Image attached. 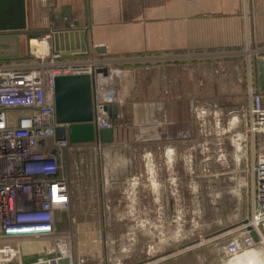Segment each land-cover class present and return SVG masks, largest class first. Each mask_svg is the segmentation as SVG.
Masks as SVG:
<instances>
[{
    "label": "rangeland",
    "instance_id": "obj_1",
    "mask_svg": "<svg viewBox=\"0 0 264 264\" xmlns=\"http://www.w3.org/2000/svg\"><path fill=\"white\" fill-rule=\"evenodd\" d=\"M40 5L48 6L41 0ZM32 6L27 1L28 29L19 34L24 59L30 55L29 34L39 38L52 34L53 39L58 32L45 28L44 23L34 27ZM231 66L218 71L200 68L198 79L207 81L212 93L229 89L237 95H192L193 100L191 95H173L172 100H166L168 104H184L182 119L174 122L180 125L178 128L132 131L113 148L98 149L87 144L71 147L68 155L65 151L62 164L71 195L81 188L100 187L104 173L110 177L108 186L123 187L132 193L130 208L124 214L126 226L87 229L99 233L101 251L110 245L107 264H228L250 250H256L264 261V228L263 238L254 247L245 243L249 231L245 226L258 205L253 167L264 156V133L249 131L250 96L245 93L252 82L251 64L241 57ZM226 72L232 76L224 80ZM171 77L167 72L166 80ZM220 80L225 85L236 82L229 88L220 86ZM160 96L162 100L164 95ZM136 98L150 104L157 102L154 95ZM117 172L128 174V179H121L115 175ZM109 213L112 219H118L116 211ZM78 237H74L72 247L80 246V250L73 251V255L83 258L88 252L85 242L92 241L82 242L86 238ZM232 243L241 246L234 256L227 254Z\"/></svg>",
    "mask_w": 264,
    "mask_h": 264
},
{
    "label": "crops",
    "instance_id": "obj_2",
    "mask_svg": "<svg viewBox=\"0 0 264 264\" xmlns=\"http://www.w3.org/2000/svg\"><path fill=\"white\" fill-rule=\"evenodd\" d=\"M27 1L33 5L34 27L44 23L45 28L54 31H85L94 47L105 49V54L94 51L95 56L131 71L116 80L120 115L113 125L114 142L89 144L98 149L119 146L132 131L166 132L171 127L178 128L179 124L168 120L166 109V100L173 95H237L229 89L210 92L208 82L198 79L200 68H231L241 57L247 58V50H255L257 54L247 59L251 77L256 78L254 62L264 59V0H47L46 8L41 7L40 0ZM21 59L0 62L27 60ZM167 72L172 74L169 81ZM229 74L232 76L223 74L224 80ZM224 80L217 82L229 88L236 82L225 85ZM136 95H154L157 102L150 104L143 98L138 101ZM160 95H164L162 100ZM262 102L264 105V97ZM70 151L67 149L66 155ZM115 175L128 179L124 172ZM100 179V187L81 188L71 195L70 212L56 213L54 235L23 240L22 264H35L39 253L59 238L68 240L72 253L79 251L80 246L72 247L77 236L86 238L82 242H92H85V258L73 255L76 260L108 263L110 245L101 251L99 233L87 229L126 226L124 214L130 208L128 196L132 193L123 187L108 186L110 177L106 173ZM109 211H116L118 219H112Z\"/></svg>",
    "mask_w": 264,
    "mask_h": 264
},
{
    "label": "built area",
    "instance_id": "obj_3",
    "mask_svg": "<svg viewBox=\"0 0 264 264\" xmlns=\"http://www.w3.org/2000/svg\"><path fill=\"white\" fill-rule=\"evenodd\" d=\"M13 34L16 33L0 32V37ZM51 40L52 34L36 40L47 46L45 54H39L31 40L27 60L15 64L0 62V264H22L23 240L54 235L56 213L71 209V190L62 162L67 149L81 145L56 139L59 127L54 102L56 78L68 75L92 78L93 123L102 130L113 128L105 107L117 104L116 80L131 73L95 56L94 51L67 55L55 52ZM256 53L245 52L249 60ZM21 58L20 55L18 59ZM251 81L249 131L264 133L262 97L258 94L256 78ZM167 104L166 101L168 120H181L184 104ZM253 172L258 181V205L245 228L251 227L260 242L264 228V156L257 160ZM245 243L249 248L257 243L250 231ZM240 251V244L232 243L227 254L234 256ZM63 258L69 264H85L82 259L74 258L65 238L45 247L35 264H53Z\"/></svg>",
    "mask_w": 264,
    "mask_h": 264
},
{
    "label": "water",
    "instance_id": "obj_4",
    "mask_svg": "<svg viewBox=\"0 0 264 264\" xmlns=\"http://www.w3.org/2000/svg\"><path fill=\"white\" fill-rule=\"evenodd\" d=\"M28 29L27 0H0V32H23ZM40 35L29 34L28 39H38ZM20 35L0 37V60L20 57ZM55 52L95 51L105 54L102 47H94L85 31H58L52 39ZM258 94L264 97V59L254 62ZM94 85L89 75L59 76L55 80V116L59 125L56 131L58 141H69L72 145L111 144L114 142V129L98 130L93 123L95 118ZM110 119L117 120L120 108L117 104L105 107ZM251 236L259 242L258 235L248 227ZM11 264V263H9ZM53 264H69L66 258Z\"/></svg>",
    "mask_w": 264,
    "mask_h": 264
},
{
    "label": "bare ground",
    "instance_id": "obj_5",
    "mask_svg": "<svg viewBox=\"0 0 264 264\" xmlns=\"http://www.w3.org/2000/svg\"><path fill=\"white\" fill-rule=\"evenodd\" d=\"M36 43H38L36 40L32 41V44H34L35 47H38L37 50L39 54H45L47 51V46L45 44L36 45ZM260 257V254L256 250H250L232 259L228 264H264V261L262 260L263 258L261 259Z\"/></svg>",
    "mask_w": 264,
    "mask_h": 264
},
{
    "label": "trees",
    "instance_id": "obj_6",
    "mask_svg": "<svg viewBox=\"0 0 264 264\" xmlns=\"http://www.w3.org/2000/svg\"><path fill=\"white\" fill-rule=\"evenodd\" d=\"M16 34H20V32H16ZM44 34H45V33H44ZM111 122H112V124L114 125V123L116 122V120L111 119Z\"/></svg>",
    "mask_w": 264,
    "mask_h": 264
}]
</instances>
